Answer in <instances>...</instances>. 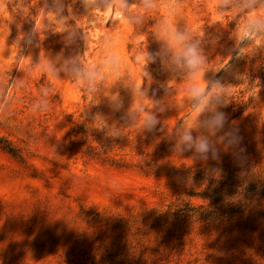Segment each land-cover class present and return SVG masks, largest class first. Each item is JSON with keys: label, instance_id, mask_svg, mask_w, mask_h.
Masks as SVG:
<instances>
[{"label": "rangeland", "instance_id": "rangeland-1", "mask_svg": "<svg viewBox=\"0 0 264 264\" xmlns=\"http://www.w3.org/2000/svg\"><path fill=\"white\" fill-rule=\"evenodd\" d=\"M256 15L259 0H0V264H264Z\"/></svg>", "mask_w": 264, "mask_h": 264}, {"label": "clouds", "instance_id": "clouds-1", "mask_svg": "<svg viewBox=\"0 0 264 264\" xmlns=\"http://www.w3.org/2000/svg\"><path fill=\"white\" fill-rule=\"evenodd\" d=\"M261 23H264V15L253 16V18L250 21V25L252 26L258 25ZM173 43L177 46L174 52V57L177 60L182 59L189 67H195L198 65L199 56L196 52L195 45L183 46V38L179 36V34H177ZM110 60L113 64L116 63V60L114 57H111ZM42 69H43V66H42ZM43 70H47V69H43ZM88 76L89 78H91L92 73L89 72ZM15 86L16 88L19 89V88H23L25 85L22 84L21 82H16ZM193 92L194 94H200V90L195 87L193 88ZM47 97H48V91L41 90L39 92L38 98L34 99L29 106L30 113L36 114V113H41V112H47L48 107H49L48 102H47ZM10 102H11V98L7 95L6 92L0 93V106H6ZM152 123H154V121L152 120L151 117H145L146 126H150ZM214 123L216 125H221L222 124L221 118L216 117V119L214 120ZM183 140L192 141V137L189 134L185 133L183 136ZM195 147L197 151L202 152V153L208 150V144L203 140H199L198 142H196Z\"/></svg>", "mask_w": 264, "mask_h": 264}, {"label": "trees", "instance_id": "trees-1", "mask_svg": "<svg viewBox=\"0 0 264 264\" xmlns=\"http://www.w3.org/2000/svg\"><path fill=\"white\" fill-rule=\"evenodd\" d=\"M259 2L264 3V0H259ZM4 148H6V149H7L8 151H10L11 153H15L13 146L6 145V146H4ZM155 218L158 219L159 216H155ZM108 261H109V260H108ZM104 264H110V263L106 261V263H104Z\"/></svg>", "mask_w": 264, "mask_h": 264}]
</instances>
